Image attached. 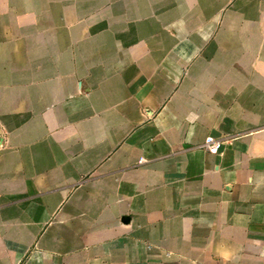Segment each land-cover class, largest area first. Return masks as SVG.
I'll return each mask as SVG.
<instances>
[{
	"label": "crops",
	"instance_id": "obj_1",
	"mask_svg": "<svg viewBox=\"0 0 264 264\" xmlns=\"http://www.w3.org/2000/svg\"><path fill=\"white\" fill-rule=\"evenodd\" d=\"M0 264H264V0H0Z\"/></svg>",
	"mask_w": 264,
	"mask_h": 264
},
{
	"label": "built area",
	"instance_id": "obj_2",
	"mask_svg": "<svg viewBox=\"0 0 264 264\" xmlns=\"http://www.w3.org/2000/svg\"><path fill=\"white\" fill-rule=\"evenodd\" d=\"M222 141L213 136H209L205 140V148L208 152L217 153L221 147Z\"/></svg>",
	"mask_w": 264,
	"mask_h": 264
}]
</instances>
